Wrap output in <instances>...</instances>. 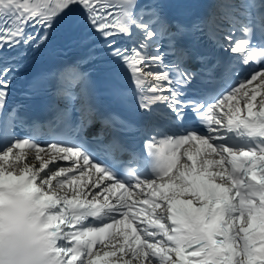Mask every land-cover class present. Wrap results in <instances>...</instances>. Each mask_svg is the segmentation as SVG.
<instances>
[{
  "label": "snow or ice",
  "instance_id": "snow-or-ice-1",
  "mask_svg": "<svg viewBox=\"0 0 264 264\" xmlns=\"http://www.w3.org/2000/svg\"><path fill=\"white\" fill-rule=\"evenodd\" d=\"M218 8L206 28L159 0H0V264H264V0ZM58 32L85 54L48 74L66 131L44 139L7 96ZM197 34L230 55L209 62ZM97 73L146 115L139 144Z\"/></svg>",
  "mask_w": 264,
  "mask_h": 264
}]
</instances>
